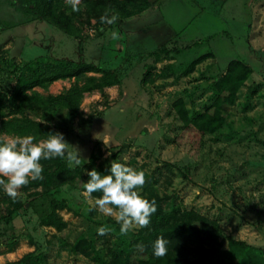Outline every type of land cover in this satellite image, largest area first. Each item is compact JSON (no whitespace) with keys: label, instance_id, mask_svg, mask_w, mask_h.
Returning a JSON list of instances; mask_svg holds the SVG:
<instances>
[{"label":"rangeland","instance_id":"obj_1","mask_svg":"<svg viewBox=\"0 0 264 264\" xmlns=\"http://www.w3.org/2000/svg\"><path fill=\"white\" fill-rule=\"evenodd\" d=\"M59 8L71 17L75 38L18 13L14 0H0V92L9 96L32 71L59 60L115 71L117 86L83 92L71 108L30 102L31 109L23 107L22 112L62 133L86 161L96 148V169L108 171L115 161L144 171L142 189L155 195L162 211L193 212L215 224L220 238L255 248L252 260L264 256V0H157L128 19L116 15L114 24L95 20L81 3L79 11L66 0ZM182 47L188 49L160 52ZM207 53L209 58L186 73L191 61ZM235 60L250 73L233 103L203 132L184 127L173 103L180 100L189 115L208 106L211 112L209 83ZM143 73L146 83L140 85ZM85 78L97 79L99 74L87 73ZM83 83V78L58 79L25 94L46 99ZM87 119L90 123L84 124ZM9 137L0 135L3 141ZM115 151L121 153L119 160L109 157ZM83 192L82 184L78 189L64 184L50 192L70 204L57 211L65 224L57 231L40 226L29 209L6 216L13 204L0 186V230L7 239L15 238L10 244L0 238V264L15 263L35 249L46 264H113L112 256L126 252L138 228L122 235L115 218L95 210ZM24 196L19 190L16 200L21 206ZM101 226L111 231L100 236L96 230ZM81 239L93 248L74 251Z\"/></svg>","mask_w":264,"mask_h":264},{"label":"trees","instance_id":"obj_2","mask_svg":"<svg viewBox=\"0 0 264 264\" xmlns=\"http://www.w3.org/2000/svg\"><path fill=\"white\" fill-rule=\"evenodd\" d=\"M156 2L157 0H80L81 6L97 21L105 14L106 10L108 13L114 12L121 20H124L140 13ZM60 4H62V0H14L18 13L47 22L65 35L75 38L77 32L72 25V19L60 10ZM186 49L188 47L170 51L161 50L160 52L164 55L177 54ZM151 55L157 57L155 52H152ZM209 57L210 54L207 53L191 61L186 73ZM87 73L99 74V78H85ZM249 73V68L241 61H230L222 76L209 83L213 110L209 112L210 106H208L203 112L189 115L182 102L176 100L173 103V108L178 120L184 127L191 125L196 130L203 132L212 123L218 122L221 109H226L227 104L233 103L234 94ZM146 76V73L142 74L140 85L146 83ZM66 78H83L86 83L80 87L70 88L64 94L46 99H42L36 94L30 96L25 94L27 90L34 87H42L45 82ZM20 82L9 96L0 92V135L11 137L31 135L35 138L34 142L37 143L39 139L46 140L51 134L59 132L31 121L22 112L23 107L31 109L30 102L37 105H49L56 102L71 108L81 93L93 89L101 91L104 87L117 86L119 79L115 71H105L99 65L82 61L73 63L59 60L53 66H44L40 72L32 71L28 79H22ZM70 114L74 115L75 110L72 109ZM70 118L71 116L67 117L68 120ZM83 123L89 124L90 119ZM0 141L3 140L0 138ZM95 150L96 148L92 149L88 159L90 162H87L82 168H69L65 160L60 157L42 159L40 163L43 167V179L30 180L26 186L19 189L25 195L22 206L18 204L17 200H12L13 208L6 216L22 215L24 209H29L40 226L51 227L57 231L62 230L65 224L58 216L57 211L67 209L70 204L67 199L53 198L50 192L64 184L69 185L72 189H78L81 184L87 182L89 179L87 172L92 169L97 170L101 175L108 174V171L94 168L93 162L97 157ZM120 154L119 151H115L109 157L119 160ZM144 191L146 192L142 189L140 195L149 201L155 200L157 211L151 216V223L147 228H138L135 235L131 236L126 252L120 256H112L113 264H264V256L252 260V252L255 251V248L230 237L220 238V232L215 224L193 212L162 211L155 195L151 191L145 194ZM2 218L0 216V221ZM160 236L168 241V253L162 258H156L153 255L152 245ZM0 238L6 244L15 240L12 235H9L11 239H7L2 230H0ZM224 241L225 248H222ZM138 244L144 246L142 252L136 247ZM76 247L89 250L93 248L91 243L85 239L78 240V243L73 247L74 251ZM133 251L135 257L130 256ZM262 254L264 255V250ZM6 264H46V261L45 256L35 249L23 255L15 263Z\"/></svg>","mask_w":264,"mask_h":264},{"label":"clouds","instance_id":"obj_3","mask_svg":"<svg viewBox=\"0 0 264 264\" xmlns=\"http://www.w3.org/2000/svg\"><path fill=\"white\" fill-rule=\"evenodd\" d=\"M73 11H79L80 0H66ZM101 23L114 24L117 16L109 18L108 11L100 17ZM115 37V33H113ZM34 137H9L0 141V186L13 201L19 195V189L30 180L43 179V167L40 161L60 157L66 159L69 168L81 167L90 162L82 158L80 150L70 146L62 133L51 134L39 143ZM89 179L83 183V195L93 201L95 210L105 216L114 217L122 235H127L135 228H147L151 216L157 211L155 200L149 201L139 191L145 184V173L125 164L111 161L108 174L101 175L97 170L87 172ZM93 193H101L94 198ZM100 236L107 235L111 229L101 226L97 230ZM168 241L158 237L152 245L153 255L162 258L168 253ZM142 252L144 246L136 245Z\"/></svg>","mask_w":264,"mask_h":264}]
</instances>
